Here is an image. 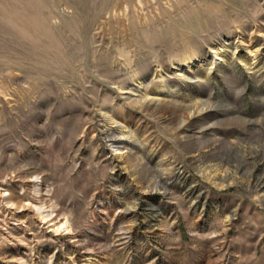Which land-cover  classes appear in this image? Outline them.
<instances>
[{"label": "rangeland", "instance_id": "374dc122", "mask_svg": "<svg viewBox=\"0 0 264 264\" xmlns=\"http://www.w3.org/2000/svg\"><path fill=\"white\" fill-rule=\"evenodd\" d=\"M0 264H264V0H0Z\"/></svg>", "mask_w": 264, "mask_h": 264}, {"label": "bare ground", "instance_id": "6f19581e", "mask_svg": "<svg viewBox=\"0 0 264 264\" xmlns=\"http://www.w3.org/2000/svg\"><path fill=\"white\" fill-rule=\"evenodd\" d=\"M139 101V100H138ZM158 102H160V100H150L149 101V105L151 104V103H153V104H157ZM156 106V105H155ZM158 106V105H157ZM194 114H196V113H194ZM197 118V117H196ZM185 121V120H184ZM189 122V121H188ZM43 217V216H42Z\"/></svg>", "mask_w": 264, "mask_h": 264}]
</instances>
